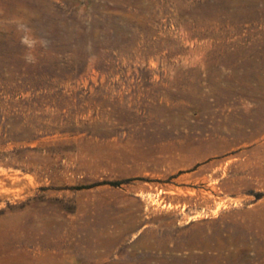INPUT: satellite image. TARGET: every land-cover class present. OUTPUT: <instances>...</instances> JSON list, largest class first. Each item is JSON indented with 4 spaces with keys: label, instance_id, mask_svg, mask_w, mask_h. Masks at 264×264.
<instances>
[{
    "label": "rangeland",
    "instance_id": "obj_1",
    "mask_svg": "<svg viewBox=\"0 0 264 264\" xmlns=\"http://www.w3.org/2000/svg\"><path fill=\"white\" fill-rule=\"evenodd\" d=\"M0 264H264V0H0Z\"/></svg>",
    "mask_w": 264,
    "mask_h": 264
}]
</instances>
